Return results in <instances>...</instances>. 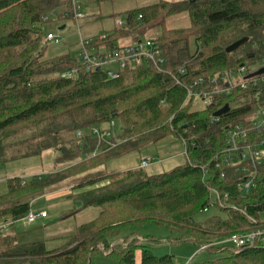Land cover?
<instances>
[{"label": "trees", "instance_id": "obj_1", "mask_svg": "<svg viewBox=\"0 0 264 264\" xmlns=\"http://www.w3.org/2000/svg\"><path fill=\"white\" fill-rule=\"evenodd\" d=\"M68 10L63 0H0V163L51 149L57 164L69 165L31 180L7 179V192L0 196V224L23 219L30 211V204L20 201L23 197L167 138L184 144L185 163L154 176H147L144 168L89 174L71 191L78 190L72 197L100 210L94 221L55 250H47L41 241L19 243L0 229V264H98L102 257L112 264H177L171 255L155 256L135 235L123 240L126 246L108 245L107 239L146 223L164 226L178 233L180 241L198 246L264 231L259 220L264 212V160L256 168L221 161L225 130L237 124L249 127L245 118L262 104L252 99L250 90L240 88L203 109H194L192 99L186 101L198 78L264 60V0H157L126 11L125 30L107 32L94 43L112 47L119 39H139L147 29L160 27L152 41L166 62L159 68L127 67L115 79L103 70L86 71L70 55L44 57L43 25L49 22L44 18L56 12L64 19ZM181 13L189 19L187 27L165 28L167 18ZM244 37L248 41L238 50L225 52ZM70 69H76L74 77H60ZM224 106L229 110L214 119L213 113ZM113 120L121 129L107 141L110 145L93 133L83 136L85 129ZM95 149L101 152L90 157L88 152ZM249 169L256 172L254 187L245 193L240 184ZM211 207L215 215L202 223L194 220ZM99 246L112 247L111 252L104 256ZM206 251L224 255L188 264H264V243L257 240L240 248L222 244Z\"/></svg>", "mask_w": 264, "mask_h": 264}, {"label": "rangeland", "instance_id": "obj_2", "mask_svg": "<svg viewBox=\"0 0 264 264\" xmlns=\"http://www.w3.org/2000/svg\"><path fill=\"white\" fill-rule=\"evenodd\" d=\"M157 0H120L114 3L103 2L95 4L92 0H80V11L83 17L80 19L64 18L59 19V15L48 18L49 22L43 25L45 33H51L59 39V43L48 42L45 45L44 57L53 59L56 57L70 55L74 60H80L82 50L81 41L90 40L101 34L111 32L117 28V21L124 22V14L130 9L139 8L156 2ZM170 3H177L184 0H165ZM189 25V19L185 13L171 16L165 20L164 26L167 29L184 28ZM61 27H63L61 29ZM160 27L147 29L140 40L155 39L160 34ZM124 43V41H118ZM44 45V40L42 41ZM190 49H194L192 42ZM248 63V62H247ZM249 72L257 70L264 65V62L249 64ZM103 69L115 70L116 65H104ZM247 72L242 75H246ZM241 75V76H242ZM240 76L238 73L232 75L233 79ZM194 109H203L204 104L198 99L193 100ZM113 124V127H111ZM120 125L117 121L103 123L99 126L87 128L83 131V136H91L94 130L105 134L103 142L109 141L112 137H117L120 133ZM100 142H98L99 145ZM102 144V143H101ZM108 145H110L107 142ZM101 152L95 149L88 152L90 157ZM184 144L173 138L161 140L151 144L140 151H130L119 157L111 158L106 163L90 168L88 171L66 177L64 180L42 189L29 196L23 197L20 201L30 204V211L34 214L45 212L48 218L45 221L36 220L28 223L24 219L12 222L9 219L2 223H9L4 229L5 235L17 237L19 243L25 244L33 241H41L47 250L63 248L68 242V238L77 233L78 229L85 224H89L98 216L100 210L96 207L88 206L86 201L79 197H72L77 191H71L79 182L88 177L89 174L106 172H123L140 168L142 161L152 160V163L144 168L147 176L163 174L179 167L185 163ZM69 165L57 164L53 150H45L39 156L18 158L0 163V196L7 192L6 180L13 177H20L31 180L35 177L46 176L66 169ZM214 195H211V203ZM217 210L213 207L208 212L197 213L194 220L198 223L204 222L207 218L215 215ZM259 220L264 221V212L259 215ZM135 235L141 245H148L150 251L157 257L171 255L177 264L201 263L212 261L221 257L224 253H211L209 251H198V243L193 241H180L179 234L170 229L146 223L134 226L121 233L117 237L107 239L109 246L123 245L125 238ZM142 238H148L146 242ZM112 247L104 249L99 246L104 256L111 252ZM139 250L137 251V253ZM136 256L138 257V254ZM98 264H112V260L107 257L97 259Z\"/></svg>", "mask_w": 264, "mask_h": 264}, {"label": "built area", "instance_id": "obj_3", "mask_svg": "<svg viewBox=\"0 0 264 264\" xmlns=\"http://www.w3.org/2000/svg\"><path fill=\"white\" fill-rule=\"evenodd\" d=\"M70 7V10L64 13V17L75 20L83 17L80 9V0H63ZM54 16L52 12L44 18L47 20L49 17ZM140 19V17L138 18ZM117 28L125 30V22L117 21ZM106 34H101L98 37L90 40H82V50L80 53V60L78 64L83 66L86 71L96 70L100 68L106 72L110 79L118 77L119 73L127 67L136 66H152L159 68L165 64V58L161 50L152 40L141 41L135 38L119 39L112 47L97 46L94 41L104 40ZM120 43L118 41H124ZM45 44L48 42L59 43V39L53 34L48 33L44 38ZM264 62V60H263ZM116 65L115 70L103 69L104 65ZM250 66L247 62L237 65L232 69H228L217 76H209L208 78H198L192 83V87L187 92L186 101L198 99L203 102L204 107L211 106L214 100L219 96H230L232 91L240 88L243 91L250 90L251 97L255 101H259L261 106L254 110L248 117L245 118V124H237L236 126L227 128L225 130V145L226 148L221 155V161L227 166L238 165L244 162L248 167L256 168L264 160V74L250 77L248 76L259 69L264 68V65L257 70L248 71ZM238 73L240 76L233 79L232 75ZM247 72L246 75H242ZM76 75V69H70L60 74L61 78H72ZM242 75V76H241ZM209 87V88H207ZM244 101V98H241ZM217 119V118H214ZM113 124H111L112 126ZM252 131H255L253 134ZM99 141H102L105 134L96 130L92 132ZM81 136V133H77ZM151 164V160L142 161L140 168H146ZM247 167V168H248ZM246 170V168L244 169ZM255 171L249 169V173L240 184V188L245 193H248L254 187ZM207 209H204L206 212ZM47 214L45 212L32 213L29 211L24 220L28 223H33L36 220L45 219ZM5 226L2 227L4 229ZM255 240L264 243V231H257L245 234H232L222 240L211 241L199 245L197 252L206 251L208 248H213L222 244L230 245L233 248H240L247 244H252Z\"/></svg>", "mask_w": 264, "mask_h": 264}, {"label": "water", "instance_id": "obj_4", "mask_svg": "<svg viewBox=\"0 0 264 264\" xmlns=\"http://www.w3.org/2000/svg\"><path fill=\"white\" fill-rule=\"evenodd\" d=\"M63 27H61L62 29ZM248 41V38L247 37H244V38H241L240 40L232 43L231 45H229L226 49H225V52L227 54H230V53H233L235 52L236 50H238L241 46H243L246 42ZM96 71H100V68H97ZM261 74H264V68L262 69H259L258 71L250 74L248 76V78L250 77H254V76H258V75H261ZM229 110L228 106H224L223 108H221L220 110L216 111L215 113H213L212 117L213 118H218L219 116L225 114L227 111Z\"/></svg>", "mask_w": 264, "mask_h": 264}, {"label": "crops", "instance_id": "obj_5", "mask_svg": "<svg viewBox=\"0 0 264 264\" xmlns=\"http://www.w3.org/2000/svg\"><path fill=\"white\" fill-rule=\"evenodd\" d=\"M47 218H48V215H47V217H46L45 219H41L40 221H42V222H43V221H45ZM7 225H9V223H5V224H4V223H2V224H0V229H2V227H3V226H5V228H4V229H6V228L8 227Z\"/></svg>", "mask_w": 264, "mask_h": 264}]
</instances>
